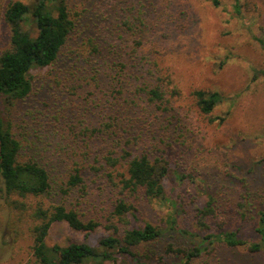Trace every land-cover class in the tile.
I'll list each match as a JSON object with an SVG mask.
<instances>
[{
	"label": "rangeland",
	"instance_id": "obj_1",
	"mask_svg": "<svg viewBox=\"0 0 264 264\" xmlns=\"http://www.w3.org/2000/svg\"><path fill=\"white\" fill-rule=\"evenodd\" d=\"M8 1L0 0V52L9 46L1 18ZM68 1L73 10L85 8L89 12L83 16L82 36L70 46L73 58L87 52L84 43L88 36L109 38L123 8L133 6L122 0ZM218 1L217 5L212 0L146 1L149 13L145 15L142 52L147 51L146 58L156 59L178 89L170 98V112L156 125L164 128L163 133L158 131L161 143L157 149L176 163L171 164L173 175L164 182V198L149 202L137 196L133 201L136 218L120 228L142 226L146 221L165 228L170 215L176 218L177 227L149 246L135 248V256H119L114 264H137L136 258L142 264H174L179 255L165 253L166 244L175 248L206 245L194 208L203 206L207 195L215 197L217 214L224 215L222 229L238 230L243 238H257L256 213L264 212V76L257 75L264 69V51L258 40L264 37V0H238L239 13L235 11L237 0ZM134 6L133 11L139 4ZM113 35L127 55L126 66L140 74L147 67L140 71L142 62L132 60L131 41L118 39L115 32ZM70 64L65 57L53 65L33 68L31 93L3 116L10 115L16 131L24 136L23 142L36 145L48 164L58 193L54 198H43L45 205L52 200L64 202L83 218L104 222L109 198L102 177L90 169L92 164L100 165L94 157L99 150L86 145L90 133L85 127L100 126L98 112L107 105L106 96L101 95L107 89L94 87V83L76 88V77L70 78L71 83L65 80ZM143 76L148 77L146 72ZM197 88L216 90L222 96L212 112V122L195 105L192 91ZM107 113L105 109L104 115ZM74 163L83 168L82 188L65 184ZM63 188L68 191H61ZM244 195L248 209L241 218L236 204ZM14 213L0 199V264H37L31 256V239L27 233L22 236ZM210 227L211 232L219 230L212 220ZM97 228L94 234L85 235L58 222L50 228L46 241L63 244L68 238L88 237L94 244L97 235L109 232L102 224ZM206 248L192 264H264L261 253H250L244 246L229 247L216 240Z\"/></svg>",
	"mask_w": 264,
	"mask_h": 264
},
{
	"label": "trees",
	"instance_id": "obj_2",
	"mask_svg": "<svg viewBox=\"0 0 264 264\" xmlns=\"http://www.w3.org/2000/svg\"><path fill=\"white\" fill-rule=\"evenodd\" d=\"M146 1L122 0L133 6L123 8L122 17L114 28L118 39L125 37L131 41L129 51L134 54L132 60L142 62L140 71L147 67L140 74L126 66L127 55L119 47L120 41L116 42L114 32H110L107 39L102 35L100 39L97 35L88 36L84 43L88 47L86 55L69 56L72 42L82 36L83 16H89L85 8L73 10L68 0H33L30 3L10 0L3 8L1 18L7 28L9 46L0 52V199L15 212V223L22 236L24 233L29 235L31 256L37 264H114L119 256H135V248L149 246L163 233L177 227L176 218L170 215L165 228L147 221L142 226L120 228L129 224L130 218H136L137 208L133 201L137 196H143L149 202L164 198V182L173 175L171 164L176 163H171L157 149L161 143L158 131L163 133L164 128L156 125L166 112H170V98L178 94V89L170 74L161 71L156 59L146 58L147 51L142 52L145 15L149 13ZM212 2L217 5L219 1ZM136 4L139 7L133 11ZM240 6L237 0V13ZM258 40L264 51V37ZM65 57L71 61L65 71L66 81L71 83L70 78L76 77V88L94 83V87L107 89V93L101 95L106 96L107 105L98 112L102 118L100 126L89 130L85 127L90 133L86 145L97 146L99 150L94 157L100 165L92 164L90 169L102 177L107 188L109 203L104 222L85 219L64 202L52 200L45 205L43 198H54L58 193L48 164L36 145L23 142L24 136L16 131L10 115L3 116L7 109H13L31 93L30 71L33 68L53 65ZM144 72L148 75L146 79ZM257 75L264 76V69ZM192 97L199 112L212 122V112L221 101V94L216 90L197 88L192 91ZM105 109L110 113L104 115ZM82 171L78 163L73 164L65 181L68 188H82ZM186 176L180 174L179 177ZM189 177L192 179L190 174ZM61 191L68 190L63 188ZM236 209L241 218L246 215L247 195L236 204ZM194 212L199 230L203 232L202 239L207 243L192 248H175L172 243L166 244L165 253L179 255L174 264H192L216 240L229 247L244 246L248 252L264 256L262 210L256 213L255 239L241 237L238 230L222 229L224 215L217 214L213 195H207L205 204L195 207ZM211 220L216 223L218 232L210 231ZM58 222L85 235L94 234L100 224L109 232L97 235L94 244L84 237L81 240L68 238L63 244L50 245L46 241L47 235L52 225ZM136 262L142 264L139 258Z\"/></svg>",
	"mask_w": 264,
	"mask_h": 264
}]
</instances>
